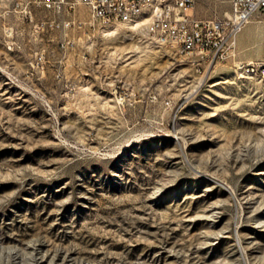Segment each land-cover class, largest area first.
<instances>
[{
    "label": "rangeland",
    "instance_id": "obj_1",
    "mask_svg": "<svg viewBox=\"0 0 264 264\" xmlns=\"http://www.w3.org/2000/svg\"><path fill=\"white\" fill-rule=\"evenodd\" d=\"M260 65L264 13L210 65L142 22L0 0V264H264Z\"/></svg>",
    "mask_w": 264,
    "mask_h": 264
},
{
    "label": "built area",
    "instance_id": "obj_2",
    "mask_svg": "<svg viewBox=\"0 0 264 264\" xmlns=\"http://www.w3.org/2000/svg\"><path fill=\"white\" fill-rule=\"evenodd\" d=\"M196 3L197 0H43L45 7L54 10L75 12L79 5H85L92 20L102 25L142 22L158 44L198 56L210 65L235 57L239 34L255 15L264 13V0H230L228 17L203 19L195 14ZM76 23L74 17L65 26ZM257 70L264 76V65Z\"/></svg>",
    "mask_w": 264,
    "mask_h": 264
}]
</instances>
